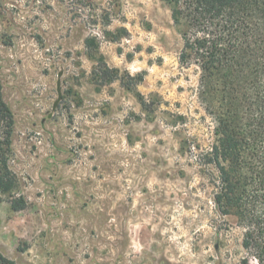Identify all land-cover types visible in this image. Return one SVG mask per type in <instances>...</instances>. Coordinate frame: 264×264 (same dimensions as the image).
Masks as SVG:
<instances>
[{"label":"rangeland","instance_id":"1","mask_svg":"<svg viewBox=\"0 0 264 264\" xmlns=\"http://www.w3.org/2000/svg\"><path fill=\"white\" fill-rule=\"evenodd\" d=\"M182 49L164 0H0V74L16 120L3 254L17 264H257L244 230L215 206L216 123ZM100 60L119 72L105 75Z\"/></svg>","mask_w":264,"mask_h":264},{"label":"trees","instance_id":"2","mask_svg":"<svg viewBox=\"0 0 264 264\" xmlns=\"http://www.w3.org/2000/svg\"><path fill=\"white\" fill-rule=\"evenodd\" d=\"M164 1L183 39L180 62L200 69L199 99L216 123L208 154L219 182L215 206L244 230V250L264 264V0ZM102 66L105 75L119 72ZM15 125L0 74V199L16 185ZM0 264L17 263L0 251Z\"/></svg>","mask_w":264,"mask_h":264},{"label":"water","instance_id":"3","mask_svg":"<svg viewBox=\"0 0 264 264\" xmlns=\"http://www.w3.org/2000/svg\"><path fill=\"white\" fill-rule=\"evenodd\" d=\"M59 76L61 77L62 74H59ZM58 93H59V100L55 103V106H54V109L57 107L59 101L61 100V97H62V92H61V83L59 82L58 84Z\"/></svg>","mask_w":264,"mask_h":264}]
</instances>
